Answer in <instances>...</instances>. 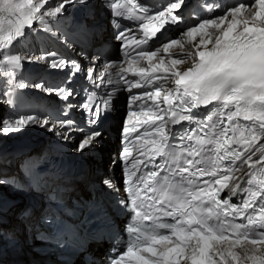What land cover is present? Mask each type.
Wrapping results in <instances>:
<instances>
[{
    "label": "snow or ice",
    "instance_id": "obj_1",
    "mask_svg": "<svg viewBox=\"0 0 264 264\" xmlns=\"http://www.w3.org/2000/svg\"><path fill=\"white\" fill-rule=\"evenodd\" d=\"M70 7L89 9L92 0H0V107H30V89L62 105V118H0V137L37 127L71 140L78 110L89 128L76 151L96 149L117 91L127 93L121 180L100 181L126 219L103 264H264V0H101L115 56L94 50L103 49L101 26L70 19ZM117 18L137 21L139 34ZM26 66L65 78L33 82ZM78 78L93 91L74 103ZM107 85L121 87L97 99ZM46 223L56 225L55 216Z\"/></svg>",
    "mask_w": 264,
    "mask_h": 264
},
{
    "label": "bare ground",
    "instance_id": "obj_2",
    "mask_svg": "<svg viewBox=\"0 0 264 264\" xmlns=\"http://www.w3.org/2000/svg\"><path fill=\"white\" fill-rule=\"evenodd\" d=\"M100 2H101V0H94L92 2V7L89 8V14H91L94 17V19L97 21H98L97 17H100V19H101V21L98 25L101 26V30L105 28L104 31L102 30V36H101L102 37V43H105L108 45L112 44L114 50H116L115 42L111 41V43H110L109 42L110 40L108 39L110 37L109 36L107 37V35H108L107 27H109V25H106L104 20H103V17L104 16L106 17V12L98 6V4ZM102 15H103V17H102ZM84 18H86V17H83V19ZM90 22H92V21H90ZM109 29H110V27H109ZM30 67L35 68V66H30ZM27 77H29V76L27 75ZM52 77H56V76L52 75ZM5 87H6V85L3 84V89ZM28 91L32 95H35V96L39 95L38 97H41L42 99L54 100V102L56 104H59L58 99L54 95H50V97H45V95L38 93V92H40L39 90H31L30 89ZM76 102H78V101H76ZM124 102H125V98H124ZM0 103H2V102H0ZM9 110H8V113L12 116L11 118H14V115H12L11 111H9ZM121 113H122V111L120 110V108H116L115 113H112V115L109 116L111 119H113L117 123V125L115 127H113V126L110 127L111 131L114 133H117V127L119 124V120L116 116H119ZM109 117L107 118V120L109 119ZM51 136H53L52 141H50ZM72 137L73 138L71 140L63 141V140H59L58 137L56 135H54L52 131H44L41 128L29 127V128L22 130L19 133L11 134V135L2 137L1 141H0V150L4 149L5 150L4 152L7 154V153L11 152V150L14 149L13 145H16L17 143H25L28 141L29 143H32L33 145H35V148L32 149L27 154V156H30V155L37 156V151H40L42 154L52 155L55 153L54 148L56 149L57 147H61V149H59V151L57 152L58 155H62L63 157H65L69 163L76 164V166L79 168V172L80 173L84 172L86 177H88L89 183H95V182L99 183L101 188L104 189L100 183V180H99V177L102 176L104 172H101L102 174L99 175L98 171L101 168H99V167L97 168V166H96L95 168H96V174L97 175L95 176V172H94V175L92 176L90 168H91V166H93L96 163L93 164V162H92L93 160L91 159V157H94L95 160L97 158H99L101 156L100 151L104 150L105 145L106 146L108 145V149L112 150L111 154H110L112 156V153L118 151L117 150V143H116V141H118V138L116 137V141L114 142L110 137L105 135L102 145H100L98 148L93 149V150H84L82 152H78V151H76L75 146L78 143L77 140L80 141L82 134L79 136L78 133L76 131H74L72 134ZM106 150H107V147L104 151H106ZM1 156H2V153H0V162L3 161V158H1ZM22 158H23V156H21L18 159L15 157V158H12L13 161H7V163L10 165L9 166L10 169H12V166L14 164L13 162L15 160H16L15 161L16 164H18ZM56 158H58V156ZM111 162H112V160L110 162H108V166L111 164ZM113 171H114L115 177L117 179V184H119L121 178L118 176V173H119L118 165L114 164ZM108 175H109V173L106 174V176H108ZM86 177H83L82 181L72 180L70 182H65L60 177L57 179L56 183L61 184L63 186H71V187H73L74 191L83 193L84 190L80 188V185L83 186L84 180H86ZM88 185L89 184H86L85 187L88 188ZM41 194L42 193H40V192H34V191L25 192L23 190L13 189L8 184H4V185L0 186V195L7 197L11 200H19L20 201V203L16 205V209L17 208L18 209L23 208L24 204H25L24 203L25 200H28V201H33L36 205L40 204L41 205L40 211H42V209L45 207V203L44 202L37 203L36 199L33 197V196L41 197ZM63 196L65 197L66 195L63 194ZM81 196L85 200H89V199L85 198L84 194H82ZM73 197L78 198V195L75 194L74 192L70 193V198L68 199L69 205H71V198H73ZM91 197H92V193H91ZM44 199H45V197H44ZM21 203H24V204L20 206ZM37 213H38V210H34V212H33L34 216L37 217L38 216ZM14 215H15V213H14ZM6 219L8 220V222L1 224L0 229H3L6 232H13L14 233V234H12L11 237L15 240V245H14V250L11 251L8 248V243L6 242V245H5V242L0 239V253H1V250H3V252H5L4 255L0 254V263L2 262L3 259H5V261H6L5 264H26L27 260L30 261V259L28 258V253H30L33 258L42 257L40 254L35 253L34 251H32L31 249L28 248L30 245L28 244L29 246H27L26 243L23 242L25 240L24 236L19 235L17 228H15V227L11 228V226L14 225L15 220H20V222H22V221L24 222V220L18 218L17 216L14 217V216H8V215H6ZM116 220L119 221L118 218H116ZM12 223H13V225H12ZM28 223H31V221L29 220ZM118 223L120 226V221ZM24 225H25V229H26V223L25 222H24ZM19 230L23 231V233H26L25 230H23V227H19ZM27 240H28V236L26 237L25 241H27ZM32 240H33V244L37 245V241H36V238L34 235H32ZM97 246H100L102 248L105 246V248H107L108 247L107 242H103L101 244L100 243H90L89 244V250L94 252L96 257L101 258V256H98L97 250L95 251V248L97 249ZM100 252L104 253L105 251H100ZM20 253H23V256L19 257ZM12 254H13V256H12ZM83 256H84L83 253H81L79 255V258L77 259V261H75L73 264L80 262V260ZM16 258H18V259H16ZM51 259H54V257L51 256ZM28 264H31V261ZM40 264H46V263L43 260H41Z\"/></svg>",
    "mask_w": 264,
    "mask_h": 264
},
{
    "label": "rangeland",
    "instance_id": "obj_3",
    "mask_svg": "<svg viewBox=\"0 0 264 264\" xmlns=\"http://www.w3.org/2000/svg\"><path fill=\"white\" fill-rule=\"evenodd\" d=\"M101 10V9H100ZM69 11H70V9H69ZM98 18V21L100 22L101 21V19H100V17H97ZM108 19H109V17H108V14L106 13V17L104 16V18H103V20H104V22H105V24L106 25H108ZM103 27V26H102ZM109 27H110V29H109ZM109 27H107V29H108V35H107V37L109 36L110 37V33H112V28H111V26H109ZM104 28V27H103ZM105 29V28H104ZM111 41H113L112 40V38L110 39V43H111ZM85 63H86V61H85ZM39 94H42V95H47V94H45V93H43V92H38ZM81 100V97H78L77 98V101H80ZM0 102H2V101H0ZM3 109H7V111H8V108H6V107H1L0 108V116H1V114H2V110ZM124 113H125V109H123L122 110V113H121V115H120V117H119V121H120V124H121V122L123 121V119H124ZM120 124H119V127H120ZM1 138L2 137H0V140H1ZM52 139H53V136H51V139H50V141H52ZM77 142H79V140H77ZM108 144V143H107ZM106 147H107V150L106 151H104L105 149H106ZM38 150V149H37ZM44 150V149H43ZM104 150L103 151H100V154H101V156L99 157V158H97L96 160H95V158L94 157H91V159L93 160L92 162H93V164L94 163H96V164H94L93 166H91V168H90V171H91V173H92V176L94 175V172H95V176L97 175L96 174V166H97V168L99 167V168H101L99 171H98V174L100 175V174H102L101 172H104L103 173V177L104 176H106V174H108L109 173V168H108V162L109 161H111L112 160V157L110 156V154H111V151L112 150H109L108 149V145L106 146L105 145V148H104ZM10 151V150H9ZM37 154L40 156L41 155V152L40 151H37ZM11 158V157H10ZM8 161H13L12 160V158L11 159H9ZM118 171H119V169H118ZM101 179H102V177L100 178V181H101ZM80 188L82 189L83 188V194L85 195V197L86 198H89V197H91L90 195H91V193H89V192H87L86 190H85V187H82L81 185H80ZM81 196V194H78V197H80ZM35 197V199H37V202H40V201H44V198H43V194L41 195V197H39V198H37L36 196H34ZM21 205H23V203H21ZM18 209V208H17ZM39 210H38V213H37V215L39 216ZM14 217H16V213H15V215H14ZM123 222V221H122ZM122 222H121V224H122ZM14 225L17 227L18 226V228L17 229H19V227H23V230H25V225H24V222L22 221V222H20V220H15V223H14ZM14 226V227H15ZM12 227V226H11ZM15 227V228H16ZM21 232V234L19 233V235H23L24 236V239H26V237H27V235H26V233H23V231H20ZM1 240L3 241V239L1 238ZM37 243L38 244H40V241H38L37 240ZM5 245H6V242H5ZM7 247V246H6ZM102 247H100V246H97V253H98V255L99 256H101L102 255V253L100 252V251H103L104 249H105V246L103 247V249H101ZM26 249V248H25ZM26 258V257H25ZM27 259V258H26ZM28 260H27V263L26 264H28Z\"/></svg>",
    "mask_w": 264,
    "mask_h": 264
},
{
    "label": "trees",
    "instance_id": "obj_4",
    "mask_svg": "<svg viewBox=\"0 0 264 264\" xmlns=\"http://www.w3.org/2000/svg\"><path fill=\"white\" fill-rule=\"evenodd\" d=\"M1 141V140H0Z\"/></svg>",
    "mask_w": 264,
    "mask_h": 264
}]
</instances>
